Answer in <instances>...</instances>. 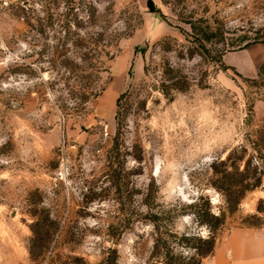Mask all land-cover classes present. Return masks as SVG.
<instances>
[{
	"label": "rangeland",
	"instance_id": "374dc122",
	"mask_svg": "<svg viewBox=\"0 0 264 264\" xmlns=\"http://www.w3.org/2000/svg\"><path fill=\"white\" fill-rule=\"evenodd\" d=\"M237 163L262 183L236 204ZM238 228L264 230V0H0V264Z\"/></svg>",
	"mask_w": 264,
	"mask_h": 264
},
{
	"label": "crops",
	"instance_id": "0c3cea01",
	"mask_svg": "<svg viewBox=\"0 0 264 264\" xmlns=\"http://www.w3.org/2000/svg\"><path fill=\"white\" fill-rule=\"evenodd\" d=\"M201 264H264V230L235 229Z\"/></svg>",
	"mask_w": 264,
	"mask_h": 264
},
{
	"label": "trees",
	"instance_id": "16d2710c",
	"mask_svg": "<svg viewBox=\"0 0 264 264\" xmlns=\"http://www.w3.org/2000/svg\"><path fill=\"white\" fill-rule=\"evenodd\" d=\"M124 96V95H123ZM122 96V97H123ZM119 115V112H118ZM118 118V116H117ZM239 163H237L236 165H234V170L236 173H238L242 179L240 181V193H238V196L236 194V204L242 199V197L249 191L255 190L257 188H259L261 186L262 180H261V175H262V170L260 172H258L259 168L256 167L254 172L256 173V175L259 174V177L256 178L255 181H250V172L248 170V168H246L243 171H239L240 167H239ZM250 165V164H248ZM249 167V166H248ZM225 197L230 196L225 194ZM207 217L209 218V220H213L215 221V227H219L220 225L223 224V218L221 216H215L211 213H207ZM207 222L206 224H209V221H205ZM209 222V223H208ZM197 240V239H195ZM200 244H198V247H196V253L194 255V258H192L191 260H188L187 258H184L182 255H175L173 252L169 251L167 252L165 255H163V262L164 264H201V262L203 261V259L212 256L218 246V242L215 236L209 237L208 239L205 240H198ZM196 257V259H195Z\"/></svg>",
	"mask_w": 264,
	"mask_h": 264
},
{
	"label": "water",
	"instance_id": "95a60500",
	"mask_svg": "<svg viewBox=\"0 0 264 264\" xmlns=\"http://www.w3.org/2000/svg\"><path fill=\"white\" fill-rule=\"evenodd\" d=\"M153 91H154V92L157 91V87H156V86L153 87Z\"/></svg>",
	"mask_w": 264,
	"mask_h": 264
}]
</instances>
